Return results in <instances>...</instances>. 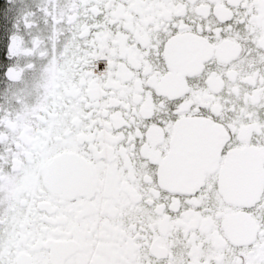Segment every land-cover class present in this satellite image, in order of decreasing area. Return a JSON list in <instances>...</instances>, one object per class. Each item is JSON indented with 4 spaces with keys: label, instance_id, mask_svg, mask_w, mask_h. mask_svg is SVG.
I'll use <instances>...</instances> for the list:
<instances>
[{
    "label": "snow or ice",
    "instance_id": "6c2138e0",
    "mask_svg": "<svg viewBox=\"0 0 264 264\" xmlns=\"http://www.w3.org/2000/svg\"><path fill=\"white\" fill-rule=\"evenodd\" d=\"M0 46V264H264V0H2Z\"/></svg>",
    "mask_w": 264,
    "mask_h": 264
},
{
    "label": "flooded vegetation",
    "instance_id": "af4514ba",
    "mask_svg": "<svg viewBox=\"0 0 264 264\" xmlns=\"http://www.w3.org/2000/svg\"><path fill=\"white\" fill-rule=\"evenodd\" d=\"M2 2V0H0ZM6 48L3 46H0V60H3L5 58Z\"/></svg>",
    "mask_w": 264,
    "mask_h": 264
}]
</instances>
